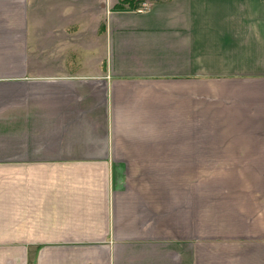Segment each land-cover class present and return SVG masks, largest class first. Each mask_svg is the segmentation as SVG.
Wrapping results in <instances>:
<instances>
[{"label": "crops", "instance_id": "obj_1", "mask_svg": "<svg viewBox=\"0 0 264 264\" xmlns=\"http://www.w3.org/2000/svg\"><path fill=\"white\" fill-rule=\"evenodd\" d=\"M119 2L0 0V264H264V0Z\"/></svg>", "mask_w": 264, "mask_h": 264}, {"label": "rangeland", "instance_id": "obj_2", "mask_svg": "<svg viewBox=\"0 0 264 264\" xmlns=\"http://www.w3.org/2000/svg\"><path fill=\"white\" fill-rule=\"evenodd\" d=\"M159 182H160V188H159V192H158V197L159 200H157L159 202V208H158V212L157 215L161 216V215H165V217L163 218V222L161 221V223L156 224V231L160 228H163V230L166 231H174L177 232L178 230H183L184 227H186L187 223L182 222V214H183V206L181 203L182 200V196L183 194L185 195V197L187 199H189L188 195H186V191L184 192L182 190L184 181L182 180V176H175V196H174V204H173V208H170L167 204V192H166V176H159ZM164 187V188H163ZM191 197L194 196V194L196 193L195 191H191ZM197 209V208H192V210ZM168 214H173L175 217L177 216V218L174 220L173 223H168L167 220V216ZM192 214H194V212L192 211ZM161 220V218H160ZM174 224V226H173ZM178 234H176L177 236Z\"/></svg>", "mask_w": 264, "mask_h": 264}, {"label": "trees", "instance_id": "obj_3", "mask_svg": "<svg viewBox=\"0 0 264 264\" xmlns=\"http://www.w3.org/2000/svg\"><path fill=\"white\" fill-rule=\"evenodd\" d=\"M142 1H144V0H120L118 5L122 6V4H126L127 3V4H129V5H131L133 7V6H137Z\"/></svg>", "mask_w": 264, "mask_h": 264}, {"label": "built area", "instance_id": "obj_4", "mask_svg": "<svg viewBox=\"0 0 264 264\" xmlns=\"http://www.w3.org/2000/svg\"><path fill=\"white\" fill-rule=\"evenodd\" d=\"M147 8H148V3L143 2V3L141 4V7L137 9V12L145 11Z\"/></svg>", "mask_w": 264, "mask_h": 264}]
</instances>
